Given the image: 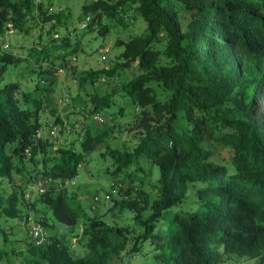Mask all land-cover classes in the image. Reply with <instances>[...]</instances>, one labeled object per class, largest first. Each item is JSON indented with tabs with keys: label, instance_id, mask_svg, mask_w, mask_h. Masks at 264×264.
Wrapping results in <instances>:
<instances>
[{
	"label": "trees",
	"instance_id": "trees-1",
	"mask_svg": "<svg viewBox=\"0 0 264 264\" xmlns=\"http://www.w3.org/2000/svg\"><path fill=\"white\" fill-rule=\"evenodd\" d=\"M43 6L34 7L30 0H0V185L4 180L12 183L14 177L25 178V161L44 168L49 164L39 171L40 177L46 181L49 175L56 183L42 195L32 192L55 224L70 229L48 239L44 234L39 245L32 240L20 264H111L114 256L127 252L128 240L94 219V211L90 210L87 220L91 221L81 233H74L81 217L65 203L63 191L69 186H59L74 179L87 160L77 156L73 145L52 152L42 137H36L44 101L54 104L55 65L69 71L81 40L94 32L107 35L112 23L127 30L124 18L132 7L143 28L140 34L116 39L114 47L122 49V63L114 70L80 72L78 80L74 78L89 96L85 114L92 117L108 107L106 96L93 94L94 88H100L97 83L118 69L132 75L119 90L136 109L130 125L141 138L133 150L111 147L108 139L114 138L116 126L108 127L110 118L99 116L103 129L83 126L76 135L88 153L103 147L100 155L111 159L115 173L111 175L123 176L129 184L142 181V160L159 174L158 199L130 251L145 257L131 260L264 264V0H83L76 19L89 18L86 29L69 25L70 11L48 14ZM30 22L49 26L48 39L27 55L37 65L35 74L41 82L31 91H21L17 99L18 84L2 83L7 68L17 61L3 49L1 39L8 25L27 34ZM88 86L94 87L91 92ZM57 107L55 101L52 112L60 124ZM71 127L69 134L79 129L78 121ZM36 180L32 186L42 182ZM140 199L144 203L139 193L127 204L129 211L138 212L136 219L141 214ZM17 205L14 192L0 218H19ZM36 222L43 225L46 220ZM159 222L164 225L161 229L155 226ZM67 238L82 244L88 254L75 255Z\"/></svg>",
	"mask_w": 264,
	"mask_h": 264
},
{
	"label": "rangeland",
	"instance_id": "rangeland-1",
	"mask_svg": "<svg viewBox=\"0 0 264 264\" xmlns=\"http://www.w3.org/2000/svg\"><path fill=\"white\" fill-rule=\"evenodd\" d=\"M87 1L90 2L92 0ZM82 3L83 0H52L50 4L44 5L43 8L48 11V14H55L59 11L67 13L70 11L73 18L69 25H77L78 27V24L82 21V17L81 19H76V17ZM132 10L133 7L127 11L124 18L127 30L123 29L117 23H112L107 35L101 36L97 32H94L92 36L81 40L80 52L74 55V59H71L69 71L61 67L58 68L57 64L55 65L57 71L54 73L55 80L51 88V98L54 104L48 105L44 101L42 109L37 115V121L40 125L39 136L45 140L48 150H52L53 152L65 144L67 145L64 146L65 148L73 145L72 150L77 156H82L87 160L86 163L78 167L77 176L67 181L73 184L63 191V196L66 197L65 203L77 211L81 217L75 225L74 233L79 235L81 230L91 221L87 220L90 206L93 203V199L98 198L99 202L93 212V218L103 221L107 226L106 228H113L112 230L114 231L119 230L121 232L119 237L121 239L125 238L129 242L127 252H122L119 257L114 256L111 264H142L140 259L145 256L141 254L132 255L134 253L130 251L135 238L142 236L144 231L143 223L152 214V203L158 199L156 180L159 174L155 167L150 166L142 160L141 167L143 172L139 173L143 177L142 181L129 184V182L124 181L123 176L111 175L114 170L111 159L105 157V155H100V153L104 152L103 147H98L94 152L88 153L83 150V146L76 140V135L80 131V127H88L91 131L104 128L102 122L98 123L93 120L94 116L98 115L102 118H110L108 127L116 126L112 128L113 135H115L114 138L112 140L108 139L111 147L132 151L138 144L141 135L130 125L136 109L127 96L124 98L121 97L119 90L122 84L132 77L129 70H115L112 77H107L101 83H97L96 86L100 88L95 89L92 86H88V91L91 92L92 88H94L93 91L95 92H92L98 97L106 96L104 102L108 105V107L106 106L92 117L85 114V111L89 109V101H87L89 100V96H85L84 90L78 87V83L74 81V78L78 80V74L80 72L99 71L103 69L114 70V68L122 63V60L119 58L122 49L114 47L116 39H127L134 33L140 34L143 28L141 22L138 19H134L135 14ZM48 27L47 24L43 25L42 23L30 22L27 25V34L11 29L12 33L6 34L1 39L3 49L12 53L17 61V65L7 68L3 74L2 83L18 84L19 96H17V99H19L21 91H31L35 85L41 82L35 74L38 71L37 65L27 55L32 49L39 48L48 39L46 36ZM43 77L49 79L51 76L43 74ZM36 93L38 94V92ZM65 97H68L67 104L62 108L57 107L59 119L70 127L77 120L79 129L75 130L73 134L67 133L66 130H59L56 135H53L51 132L52 127L58 124L55 123L56 115H54L52 110L55 109V101L57 103ZM72 99H75V101ZM27 106L32 110V104L28 103ZM89 137L88 135L85 139L86 142ZM53 142L56 144L53 145ZM36 160L40 162V157H37ZM24 167L27 175L25 178L14 177L12 183L4 180L0 185V211L7 205V202L14 192H16L18 197L17 207L20 210L19 218L9 220L0 218V264H20L23 256L27 252V246L33 244L31 232L22 221L25 215L30 216L35 221L42 220L45 222L46 220L42 226L45 238L47 239L68 232L70 229L68 226L55 224L52 221L48 208L40 203L36 193L30 192L32 183L36 179V181L47 182L44 188L53 186L56 181H52L49 175V178L43 181L44 178L40 177V174L43 172V165L36 163L29 165L25 161ZM48 167L49 164L44 170ZM39 171L42 172L39 173ZM113 174L115 173L113 172ZM139 193L144 198V203L140 199L139 206L141 208V214L136 219L135 215L138 212L129 211L127 204L134 198L137 199ZM155 226L161 229L164 225L162 222H159ZM109 238L113 240V237L109 236ZM66 240L75 255L85 256L88 254L85 248L82 247V244H78L72 238H67ZM82 241H86V239L83 238ZM144 249L149 252V249H146V247ZM133 256H138L140 259L136 258V260H131ZM121 259H123V262Z\"/></svg>",
	"mask_w": 264,
	"mask_h": 264
},
{
	"label": "built area",
	"instance_id": "built-area-1",
	"mask_svg": "<svg viewBox=\"0 0 264 264\" xmlns=\"http://www.w3.org/2000/svg\"><path fill=\"white\" fill-rule=\"evenodd\" d=\"M50 1L52 0H30V2L33 4L34 7H38L40 5H45L47 3H49ZM90 20L89 18H85L84 20H82L79 24H78V28L79 29H86L87 28V25L89 24ZM12 27L11 25H8V30L7 32L4 34V36L6 34H11L12 33ZM53 38L54 39H58L59 36L58 35H53ZM68 102V97H65L63 99H60L58 101V106L59 108H62L64 107ZM94 120L98 123L101 122V118L99 116H95L94 117ZM76 127V126H75ZM59 130H66L67 133H68V126L65 122H61L60 124L56 125V126H53L52 127V130L51 132L53 133V135H56ZM36 138H39V134L37 135ZM43 184L45 183H42V182H39L35 185H33L31 188H30V192L34 191L36 192L38 195H42L45 193V188L43 186ZM73 183H69V182H64L63 185H60L59 188H64V187H68L70 185H72ZM99 202V199L98 198H94L93 199V203L92 205L90 206V210L91 212L95 210V207L97 206ZM26 222L29 227H30V232H31V238L33 241H35V243L37 245L41 244L44 240V231H43V228H42V225L36 221H34L30 216H28L26 219H23V222Z\"/></svg>",
	"mask_w": 264,
	"mask_h": 264
}]
</instances>
